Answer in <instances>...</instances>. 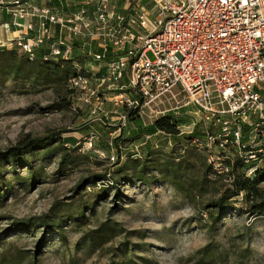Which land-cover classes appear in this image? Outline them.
Segmentation results:
<instances>
[{
    "label": "rangeland",
    "instance_id": "1",
    "mask_svg": "<svg viewBox=\"0 0 264 264\" xmlns=\"http://www.w3.org/2000/svg\"><path fill=\"white\" fill-rule=\"evenodd\" d=\"M12 1L0 0V16L4 10L11 19L5 7ZM34 19L20 20L19 34L26 22L39 27ZM4 32L10 26L2 25ZM19 34L0 39V51L13 53L0 55V157L29 140L45 143L21 165L0 161V264H264V217L249 213L242 194L215 208L232 187L209 177L206 156L190 145L200 132L193 106L171 110V97L129 112L100 96L96 112L94 100L84 104L66 85L77 69L97 70L81 51L86 40L74 42V64L67 63L73 55L50 57L45 68L26 61ZM159 110L165 113L150 112ZM161 117H170L179 133L153 131ZM258 185L264 192V180ZM52 214L53 223L44 225Z\"/></svg>",
    "mask_w": 264,
    "mask_h": 264
},
{
    "label": "built area",
    "instance_id": "2",
    "mask_svg": "<svg viewBox=\"0 0 264 264\" xmlns=\"http://www.w3.org/2000/svg\"><path fill=\"white\" fill-rule=\"evenodd\" d=\"M114 1L127 14L118 13L112 0H93L92 12L83 8L64 19L21 0L4 5L11 26L26 17L40 20L39 27L26 22V33L15 39L30 60L54 26L66 33L43 61L74 56L77 38L86 40L82 52L92 62L111 57L104 73L99 66L88 75L77 69L66 81L84 104L95 101L94 111H102L100 96L129 112L172 97L171 110L192 105L200 114V132L189 142L206 156L209 177L231 185L236 162L248 178L264 170V0ZM126 114L118 118L119 130Z\"/></svg>",
    "mask_w": 264,
    "mask_h": 264
},
{
    "label": "trees",
    "instance_id": "3",
    "mask_svg": "<svg viewBox=\"0 0 264 264\" xmlns=\"http://www.w3.org/2000/svg\"><path fill=\"white\" fill-rule=\"evenodd\" d=\"M12 55V51H0V55ZM46 54L45 50H40L38 53L35 54V58L33 60H28V58H26V61H33L34 63H38L40 64L42 67H49V63H47L46 61H43L42 58L44 57V55ZM75 56V55H74ZM73 56L74 59H72V61L67 62L69 65L74 64L75 61L78 60V58H75ZM109 57V56H108ZM25 58V57H24ZM5 67V65H0ZM56 68H58V66H56ZM72 91V90H70ZM64 101V100H63ZM133 117L132 114L129 115L128 120H130ZM177 119V118H175ZM179 120V119H178ZM153 131H161L170 135H175L178 134V127L176 126V124L172 123V119L170 117H161L159 118V120H156L150 127ZM41 143H45V140L42 141L40 140H29L24 142V144L21 146V148L16 147L13 149H9L7 152L4 153V155L2 157H0V161H8L10 160V162L12 163H16L17 165H21L23 164V160H24V155L29 152L30 150H32V148L37 147L38 144ZM193 148V147H192ZM195 150V148H193ZM196 151V150H195ZM61 162L62 159H61ZM239 171H235V170ZM208 167H206V171L207 172ZM246 168H244V166H242L239 162H236V164L233 167V171H235V175H234V180L232 182V184L230 185L232 187V194L231 195H222V197L218 200V203L215 204V208L220 212L222 211L224 208H226L230 202H232L231 200L239 195L242 194L244 196V201H246V203L249 205V213L251 215H255V216H260V217H264V192L262 189H260L258 183L260 181L264 180V170L263 169H258L254 176L251 178H248L245 176V170ZM245 171V172H244ZM116 191V190H115ZM55 215L52 214V217H50L49 215L46 216L44 218L45 221H43L44 225H48L50 223H53V219ZM52 218V219H51ZM42 222V221H41Z\"/></svg>",
    "mask_w": 264,
    "mask_h": 264
},
{
    "label": "crops",
    "instance_id": "4",
    "mask_svg": "<svg viewBox=\"0 0 264 264\" xmlns=\"http://www.w3.org/2000/svg\"><path fill=\"white\" fill-rule=\"evenodd\" d=\"M43 2H45V3H43V5L41 4L42 7H47V8L53 9L54 12L57 14V17H60L61 19L68 18L71 15L78 13L79 10L83 9V8L86 9L88 12H92L95 9L93 0H77V1H75V0H46V1H44L43 0ZM36 4H38V3H36ZM116 4H118V7H116V11L118 13L123 14V15L127 14L126 12L125 13L123 12V7H122L121 3L116 2ZM68 6H72V8L70 7L71 9L68 11V13H66V12L63 13L64 7L66 8ZM1 15L2 16H0V27L2 25H4V24L10 25L11 19H10L9 15L4 10H3V14H1ZM29 21H31V23L33 24V22H35V19L34 20L31 19ZM19 31H22L21 26L15 27V26H11L10 25V32L1 33L0 34V39L2 37H4L3 39H5V41H9L10 42L11 40L14 39V37H16L19 34ZM65 33H66V31L59 32L58 27L54 26L53 27V34H54L53 35V39H54L53 42L58 40L57 39L58 37L64 36ZM27 35L31 36V34H29V33ZM50 42H51V40L50 41H46V43H44V45H42V49L47 51L48 48H49L48 44H50ZM73 52H74V50H73ZM110 59H111V57H108L107 59H105L102 62H96V63L93 62L94 65L98 64L97 66H99L101 68L99 74H102V73L105 72L106 68H104V66H105L106 62L109 61ZM87 61L92 62L88 58H87ZM88 66H90V64ZM88 72L90 73L92 71L89 69ZM93 73H96V71L93 72ZM189 106H192V105H189ZM189 106H187L185 108L187 109V108H189ZM192 110H195L194 107H193Z\"/></svg>",
    "mask_w": 264,
    "mask_h": 264
},
{
    "label": "bare ground",
    "instance_id": "5",
    "mask_svg": "<svg viewBox=\"0 0 264 264\" xmlns=\"http://www.w3.org/2000/svg\"><path fill=\"white\" fill-rule=\"evenodd\" d=\"M150 112H151L152 115H153V114H157V115L159 114V113H157V112H153V111H150Z\"/></svg>",
    "mask_w": 264,
    "mask_h": 264
}]
</instances>
